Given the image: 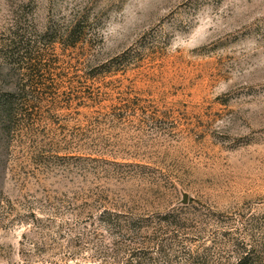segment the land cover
Segmentation results:
<instances>
[{"label":"rangeland","instance_id":"obj_1","mask_svg":"<svg viewBox=\"0 0 264 264\" xmlns=\"http://www.w3.org/2000/svg\"><path fill=\"white\" fill-rule=\"evenodd\" d=\"M14 29L58 87L32 136L0 127V264L264 246V0H0V47ZM15 83L0 53V93Z\"/></svg>","mask_w":264,"mask_h":264},{"label":"trees","instance_id":"obj_2","mask_svg":"<svg viewBox=\"0 0 264 264\" xmlns=\"http://www.w3.org/2000/svg\"><path fill=\"white\" fill-rule=\"evenodd\" d=\"M4 40L0 53L16 73V88L0 93V127L11 137L32 136L44 116L43 105L39 102L47 98L48 93H54L51 87H58V72L48 57L34 49L33 40L26 39L19 30L10 31ZM247 236H234L227 231L220 237L213 235L211 243L202 251L188 250L185 256L188 261L177 264H264V246L258 244L254 235L253 241L247 242ZM174 243L173 236L169 235L152 242L148 238L142 243L144 245L133 244L124 264H154L150 263L154 261L153 252L159 253ZM166 254L164 252L163 256Z\"/></svg>","mask_w":264,"mask_h":264},{"label":"water","instance_id":"obj_3","mask_svg":"<svg viewBox=\"0 0 264 264\" xmlns=\"http://www.w3.org/2000/svg\"><path fill=\"white\" fill-rule=\"evenodd\" d=\"M188 200V195L186 192H183L181 202L186 203Z\"/></svg>","mask_w":264,"mask_h":264}]
</instances>
